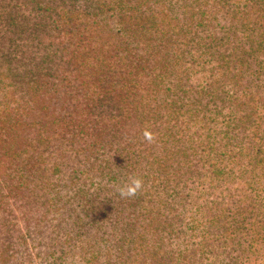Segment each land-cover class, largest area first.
Masks as SVG:
<instances>
[{
    "label": "rangeland",
    "instance_id": "374dc122",
    "mask_svg": "<svg viewBox=\"0 0 264 264\" xmlns=\"http://www.w3.org/2000/svg\"><path fill=\"white\" fill-rule=\"evenodd\" d=\"M169 2L173 64L132 88L137 124L110 145L37 131L0 67V147L10 132L37 148L32 170L0 148V264H264V26L195 13L190 26ZM133 174L144 188L121 198Z\"/></svg>",
    "mask_w": 264,
    "mask_h": 264
},
{
    "label": "trees",
    "instance_id": "16d2710c",
    "mask_svg": "<svg viewBox=\"0 0 264 264\" xmlns=\"http://www.w3.org/2000/svg\"><path fill=\"white\" fill-rule=\"evenodd\" d=\"M168 1L186 6L190 26L194 13L253 20V31L264 26V0ZM168 1L0 0V12L9 20L0 31V67L30 104L25 122L39 117L37 131H51L56 135L47 138L71 146L79 142L86 150L110 145L129 122L135 126L130 91L151 83L152 71L163 79L162 71L173 64L178 30L170 27L172 16L164 9ZM14 135L7 132L5 142L13 143L0 148L26 153L22 163L32 170L36 139L24 140L28 145L20 150Z\"/></svg>",
    "mask_w": 264,
    "mask_h": 264
},
{
    "label": "clouds",
    "instance_id": "9594fccd",
    "mask_svg": "<svg viewBox=\"0 0 264 264\" xmlns=\"http://www.w3.org/2000/svg\"><path fill=\"white\" fill-rule=\"evenodd\" d=\"M143 137L148 143H154L156 141V134H154L150 129L145 128L143 131ZM144 188V180L139 175H130L127 180L120 186L117 187L121 198H133L137 196Z\"/></svg>",
    "mask_w": 264,
    "mask_h": 264
}]
</instances>
